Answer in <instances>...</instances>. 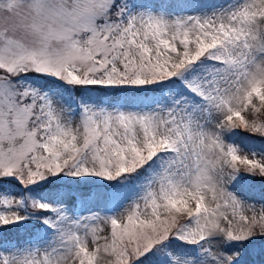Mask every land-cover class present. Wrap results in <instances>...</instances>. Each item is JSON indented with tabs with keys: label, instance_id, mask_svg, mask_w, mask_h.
Returning a JSON list of instances; mask_svg holds the SVG:
<instances>
[{
	"label": "snow or ice",
	"instance_id": "obj_1",
	"mask_svg": "<svg viewBox=\"0 0 264 264\" xmlns=\"http://www.w3.org/2000/svg\"><path fill=\"white\" fill-rule=\"evenodd\" d=\"M262 111L264 0H0V264H264Z\"/></svg>",
	"mask_w": 264,
	"mask_h": 264
},
{
	"label": "rangeland",
	"instance_id": "obj_2",
	"mask_svg": "<svg viewBox=\"0 0 264 264\" xmlns=\"http://www.w3.org/2000/svg\"><path fill=\"white\" fill-rule=\"evenodd\" d=\"M248 115L249 119H257L259 121H263L264 119V111H262V113L258 114L257 116H252L251 113L246 114ZM240 131V136L237 138L238 142L241 143L246 149H255V150H260L261 148H264V138H261L259 136V134H252L250 132L247 131H243V130H239ZM249 138V139H245V138ZM254 179L259 180V177H255ZM62 191L67 192V189H63ZM96 189L92 188V189H88L86 192H84L85 196L87 197V203L89 205H92L96 202V198H95V193ZM89 193H91V195H89ZM258 201V197H253L251 202H256ZM70 204H72L71 201H69ZM257 207L259 208V205H257ZM83 208V204L81 203L80 199H77L74 204H72V210L73 212L79 214L82 211ZM14 243H19V242H15L12 240H8V241H4L2 247L7 250L11 244Z\"/></svg>",
	"mask_w": 264,
	"mask_h": 264
},
{
	"label": "trees",
	"instance_id": "obj_3",
	"mask_svg": "<svg viewBox=\"0 0 264 264\" xmlns=\"http://www.w3.org/2000/svg\"><path fill=\"white\" fill-rule=\"evenodd\" d=\"M264 121V119H263ZM88 189H82V192H86ZM22 233L21 234H17V233H5L4 234V241H8V240H12L15 242H20L21 241V237H22Z\"/></svg>",
	"mask_w": 264,
	"mask_h": 264
}]
</instances>
